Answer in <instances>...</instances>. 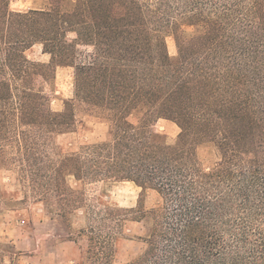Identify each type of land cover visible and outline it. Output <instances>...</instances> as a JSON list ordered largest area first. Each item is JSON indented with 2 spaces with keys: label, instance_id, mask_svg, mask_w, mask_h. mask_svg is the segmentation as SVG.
I'll return each mask as SVG.
<instances>
[{
  "label": "trees",
  "instance_id": "1",
  "mask_svg": "<svg viewBox=\"0 0 264 264\" xmlns=\"http://www.w3.org/2000/svg\"><path fill=\"white\" fill-rule=\"evenodd\" d=\"M152 1L17 11L0 0V166L68 225L89 206L70 177L141 188L135 207L91 209L85 264H116L129 221L145 223L146 247L125 264H264V0ZM37 43L48 63L28 58ZM58 66L75 69V96L60 111L44 89ZM77 105L107 121L112 138L61 152L57 136L75 128ZM161 118L180 127L175 144L156 131ZM208 142L220 155L209 169L198 156ZM147 190L159 206L145 205ZM13 254L0 244V264H15Z\"/></svg>",
  "mask_w": 264,
  "mask_h": 264
},
{
  "label": "rangeland",
  "instance_id": "2",
  "mask_svg": "<svg viewBox=\"0 0 264 264\" xmlns=\"http://www.w3.org/2000/svg\"><path fill=\"white\" fill-rule=\"evenodd\" d=\"M151 4L152 0H142ZM50 0H10L12 10L24 11L30 8H47ZM191 29V27H183ZM75 38L74 33L69 34ZM171 55L177 54V44L173 35L167 36ZM88 54L91 46H79ZM32 61L48 63L51 55L44 51L43 45L35 44L26 52ZM75 69L73 66H58L55 78L45 84L50 94L52 108L63 110L65 101L74 98ZM158 133L165 136L169 144L178 140L180 127L173 121L161 118L155 124ZM112 138L110 125L82 106H76V126L73 130L61 133L56 142L61 152L78 151L81 146ZM198 156L202 165L209 169L220 159L219 151L212 142L198 146ZM74 186L83 189L88 199V207L77 209L70 218L69 225L54 211L28 195L17 169L0 166V244L10 246L14 252L15 264H85L87 262L90 212L93 207L104 203L118 204L121 207H135L138 204L141 188L132 182L93 183L79 185L70 177ZM148 208L159 206L161 198L154 190H147L144 196ZM104 202V203H103ZM145 233V223L129 221L124 235L119 238L114 261L125 264L141 254L146 244L140 238ZM7 263L10 259L7 257Z\"/></svg>",
  "mask_w": 264,
  "mask_h": 264
}]
</instances>
